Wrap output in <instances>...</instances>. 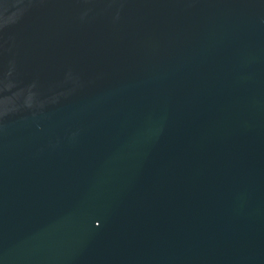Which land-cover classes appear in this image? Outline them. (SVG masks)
<instances>
[{
  "label": "water",
  "instance_id": "obj_1",
  "mask_svg": "<svg viewBox=\"0 0 264 264\" xmlns=\"http://www.w3.org/2000/svg\"><path fill=\"white\" fill-rule=\"evenodd\" d=\"M0 264H264V0H0Z\"/></svg>",
  "mask_w": 264,
  "mask_h": 264
}]
</instances>
